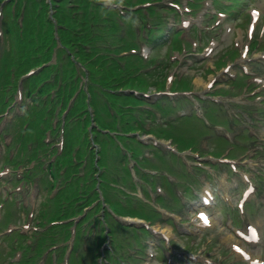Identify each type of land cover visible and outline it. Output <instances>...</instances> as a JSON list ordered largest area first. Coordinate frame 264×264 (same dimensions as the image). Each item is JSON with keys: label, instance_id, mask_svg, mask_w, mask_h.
Masks as SVG:
<instances>
[{"label": "rangeland", "instance_id": "374dc122", "mask_svg": "<svg viewBox=\"0 0 264 264\" xmlns=\"http://www.w3.org/2000/svg\"><path fill=\"white\" fill-rule=\"evenodd\" d=\"M60 1H64V0H35L36 4L39 5V7H43L44 5L47 4L48 8H50L51 5H54L55 7L60 6ZM117 1V0H115ZM143 2L138 3V6L141 5H152L154 3H159V0H140ZM34 0H22V6L20 8V12L17 14V23L19 24V21L22 22L23 20V14L22 11L25 7V5H27V8H29L32 4H33ZM98 2L105 4L104 1L102 0H98ZM259 3L264 5V0H258ZM112 5H117L114 4V2H111ZM15 5L12 7L11 10V15H12V25L16 24V15H15ZM121 6L126 7V4H121ZM57 12H55L56 14ZM20 15V17H19ZM151 15L150 10L148 9V7L145 8H141L138 12H137V16L139 18L140 21H142V23L146 22V19H148V17ZM56 17V15H55ZM114 22V21H113ZM124 21L123 19L118 16L117 22H115L116 24H122ZM141 25L138 27V31L141 34L146 32V34H148L147 31H145V29L143 28V25ZM19 34L22 36L23 34V26L19 25ZM55 30V27H54ZM55 32V31H54ZM59 36H61V31L58 32ZM64 46V45H63ZM117 46L113 45V51L109 52L110 54L117 56V59L115 61V66L119 69L120 67L122 68V70L127 74V76H132L134 74H136V68L135 67H129L127 65V62L129 61V59L125 56L122 55L123 52H127L126 50H124L123 52H115V48ZM64 51L66 54V57L69 58V61L72 62L74 60V54L77 52H82L81 47L79 46H71L69 43L65 42V46H64ZM140 51V43H138L136 40L131 41L130 45H129V52L130 53H139ZM56 53V52H55ZM93 64L95 65V70H93V68H91L89 66V64H83L84 69H88L90 71H86L85 75H88V87H89V91L90 94L92 95V93L94 91H97L98 94H100V96L104 99L105 105L107 106L109 112L111 113V120H113L115 122V124H117L118 126H122L119 123H122V120L125 119V112H127V110L125 109H121L118 107V105L120 103L116 102L115 99H113L112 97H109V95L107 93H105L104 91H102L101 89H105L107 91H109V93H114L115 91H120L118 89V86L121 85H126L128 82L126 81L127 78L124 77V72L122 70H118L117 72V77L116 78H111L110 76H107V78L105 77L104 72L101 73V71L103 70V65L105 64V61H103V59H98L97 61H93ZM154 66V65H153ZM155 67V66H154ZM106 73L109 74V69L106 68L105 69ZM90 72H92V74H90ZM106 79H110V81H106ZM116 85V88L110 87V88H106L110 85ZM94 90V91H93ZM124 95V94H122ZM119 95V96H122ZM126 96H123V98ZM123 101V100H122ZM129 103H131L130 106L134 107V101H139V98H134L133 100L130 99L128 100ZM89 105V103H88ZM91 107L94 109L93 104L91 103ZM141 113H144L142 110H140ZM140 116V120L144 121L146 119V115H139ZM111 120H108V122H110ZM136 120V118H133V122ZM102 125V123H101ZM103 126V125H102ZM113 123L109 124L106 123L105 127H109L112 128ZM123 127V126H122ZM74 129L73 128H67L65 131V135H66V141L67 144L64 146V149L66 150H71L72 152H74L79 158L80 160H82L83 162H80V160L77 159V157L75 156L74 153H72L71 157H70V163H69V169H68V175H70V179L71 181L74 182H81L83 185V189L82 190H86L88 189L89 186V181H90V177L92 175V170L95 169L96 171L102 172V170L105 168V165L103 163L104 159H103V153L107 150H109V154L112 157V159H121L119 157V152H126L129 155H132V158H134L135 161H137L138 165L137 168H145L147 167V161L144 162V160L141 158V155H137V153H135L134 151V147L133 145H135V143H137V140H140L138 136H133L137 131H135V133H126L123 132V134L118 135L117 139H115L112 144L110 145V142L108 140V136H105L104 139H97L96 141V145L100 148V152L97 155V159H100L98 162L91 157L88 156H84V157H80V155L78 154V147L85 149L86 145L84 144V140L83 137H75L73 135ZM157 136H160L159 139H163L164 137H172L173 134L169 133V134H157ZM189 141H182L181 144L179 143H174V145L178 146L179 149H181L182 147L186 146V145H190ZM147 147L145 148L144 151V156L146 155L147 152H150V154L155 153L158 149L157 147L153 144V143H147L145 144ZM86 150V149H85ZM152 156V155H151ZM170 159L165 161V164L162 166V169L156 171L159 174L155 176V184L163 185V191L166 192V185L169 182L168 177H171L174 175L173 172V168L170 167V164H177V158L175 156V153H170ZM88 157V159H87ZM153 157V156H152ZM147 159H149L147 157ZM114 165L116 166V159H115V163ZM152 171V170H150ZM48 177L49 179L52 181L53 183L56 185L55 189L53 191L57 190V186H58V181H57V175L56 173H54V171H48ZM153 173H155L153 171ZM67 175V176H68ZM66 178V177H64ZM55 179V180H54ZM99 182H97V184L95 185V189H97ZM113 185V183H111ZM99 191V190H98ZM90 191H87V193ZM82 193L84 195L87 194ZM106 195V193H105ZM5 202H2V204H4ZM157 203L164 204V202H162L161 199L157 200ZM7 204V202H6ZM22 218H24V215H22ZM11 221L10 218L8 216L5 217V223ZM71 246V245H70Z\"/></svg>", "mask_w": 264, "mask_h": 264}, {"label": "snow or ice", "instance_id": "6c2138e0", "mask_svg": "<svg viewBox=\"0 0 264 264\" xmlns=\"http://www.w3.org/2000/svg\"><path fill=\"white\" fill-rule=\"evenodd\" d=\"M201 215H203V213H201Z\"/></svg>", "mask_w": 264, "mask_h": 264}]
</instances>
